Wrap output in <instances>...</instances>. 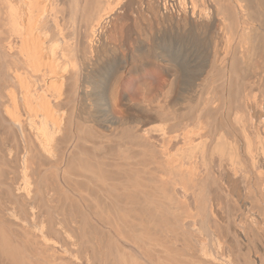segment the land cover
<instances>
[{
  "label": "bare ground",
  "instance_id": "bare-ground-1",
  "mask_svg": "<svg viewBox=\"0 0 264 264\" xmlns=\"http://www.w3.org/2000/svg\"><path fill=\"white\" fill-rule=\"evenodd\" d=\"M0 16V127L18 135L8 133L18 137L17 143L11 139L14 145L7 133H0L1 162L14 168L5 184L29 210H16L11 203H16L15 193L16 200L6 201L4 212L0 209V264L4 257L14 264H106L108 256L118 258L123 241L111 245L110 239L105 246L96 236L97 252L90 257L93 245L82 248L75 236L83 229L76 217L70 225L55 213V231H49L45 211L35 200L38 193L48 198L72 194L78 187L69 184L71 158L62 147L58 150L67 126L74 143H64L72 146V161L85 158L73 174L85 188L103 195H98L101 205V197L126 193L135 208L177 207L170 210L175 214L171 226L151 221L161 238L175 244L166 241L169 245L158 251L168 254L170 245L176 247L168 257L157 252L160 259L154 254L158 248L150 249L153 264H241L233 234L247 243L257 237V264H264L258 256H264V216L257 212L264 207V0H0ZM130 42L135 49L126 56ZM148 70L159 77L158 88L144 76ZM69 73L78 96L73 121L80 119L101 133V140L86 136L84 125H72L66 117ZM129 76L142 98L122 90V80ZM85 141H92L91 146ZM92 165L111 175L98 174ZM162 193L174 196V203H164ZM45 198L48 208L59 206L56 200L50 204L55 196ZM8 221L13 226L17 221L23 234H17L18 226L14 232ZM66 222L80 231L65 230ZM62 236L74 250L63 244ZM130 236L126 240L136 244L138 238L134 242ZM138 244L133 250L147 255L150 243Z\"/></svg>",
  "mask_w": 264,
  "mask_h": 264
},
{
  "label": "rangeland",
  "instance_id": "rangeland-1",
  "mask_svg": "<svg viewBox=\"0 0 264 264\" xmlns=\"http://www.w3.org/2000/svg\"><path fill=\"white\" fill-rule=\"evenodd\" d=\"M1 17V16H0ZM0 21H1V19H0ZM133 45V46H132ZM128 46V47H127ZM133 47V48H132ZM135 49V44L133 43V42H130V43H128L127 45H126V47H125V51L128 53V54H126V56L128 55L129 56V54L131 53V51L132 50H134ZM129 50V51H128ZM155 73V71H151V70H148V71H146L144 74V76L147 78V79H149V82H150V85L153 87V88H158L159 86H160V79H159V77H157L156 76V74H154ZM67 83H66V85H65V91H67V98L65 99V101L66 100H70L69 102L67 101L66 103H65V105L63 106V108L65 107V110H66V113L68 114V116L66 115V117H68L70 120H68L69 121V123L71 122V119H72V125H78V123L81 125V126H83L84 125V127H82L81 128V130L83 131V133L86 135V136H88V137H90V138H95V140H101V139H103V137H102V135H101V133H99V132H96V131H94V130H91L90 128H88L85 124H83V122L80 120V119H76V121L74 122L73 121V119H75L74 117V115H75V113L74 112H76V109H75V107H76V103H77V98H78V96L77 95H74V93H73V88H72V83H74V76H73V73H69L68 75H67ZM122 90L124 91V92H126L127 94H129L130 96H132L134 99H137V98H142L143 96H144V94L143 93H141V91H139L138 89H137V85H136V83H135V78L134 77H131V76H129V77H126V78H124L123 80H122ZM143 92V91H142ZM73 100V101H72ZM71 105H72V108H71ZM74 106V107H73ZM68 111H70L69 113H68ZM73 111V112H72ZM117 112L116 113H118L119 114V112H120V110H116ZM71 113H72V115H71ZM67 118V119H68ZM0 119H1V116H0ZM79 121H81V122H79ZM77 122V123H76ZM75 123V124H74ZM71 124H69L70 126H71ZM2 127V128H1ZM1 127H0V129H2V130H0V133L2 134V133H9V134H13V135H16L17 133L16 132H14L13 133V130H12V132H11V130H9V128L7 127V126H5V128L7 127L8 129L7 130H9L8 132H7V130L1 125ZM69 126H67V132L66 133H64V136H65V134H67L65 137L62 135L61 137H59V138H61V141L59 142L58 141V144L59 143H61L62 144V146L61 145H58V147L60 146V147H62L61 149H60V147L58 148V150L60 151H62V152H67L66 154H68V159L69 158H71V166L73 165L74 167H75V171H73L74 170V167L71 169V167H70V171L72 172L71 173V175L73 176L72 178H71V180L70 181H72V182H69V184L71 185V186H73V187H76V186H78V187H76L75 188V191L71 194V193H68V195L67 194H63V193H56V194H58L57 196H56V194H52V195H49V197L48 196H46V197H48V198H45V195L44 194H41V193H38L39 194V196H38V194L36 195V201H37V204L39 205H41V207H40V205L38 206L39 207V209L40 210H44L43 212L46 214V216H47V220H48V222L50 223V225H48V226H50V227H48V229H50L49 231H51V232H53V231H55V229H53L54 227H55V225L57 224V218H56V216L57 217H59V219L61 218V216L60 215H62V218L60 219V220H62L63 222H64V220L65 221H67L69 224H70V222H72L73 220H74V218L76 217V219L74 220L76 223H77V225L78 224H81L82 225V227H83V229H82V233L81 232H77V235L75 234V236L76 237H78V239H80L81 240V242L83 243V241H84V239H85V241H84V243L82 244L81 243V247L82 248H89V245H90V248H91V246L93 245V244H95V241L96 240H100L99 242L101 243V244H104L105 245V243L106 244H108L109 245V242H108V240H110L111 239V242H110V244L111 245H115V244H118L117 243V241L120 243L121 241H123L124 242V240H125V242L123 243V242H121L120 244H122L121 245V251H120V249L119 250H117L118 251V258H117V260L115 261L113 258H111V257H109L108 256V260L110 261H106L108 264L110 263V264H112V262H113V264H119V263H121V264H126V263H128V264H132V261H133V258H134V263L135 264H153V260L151 261L150 260V258H153V253H152V255H151V252L149 253V251H150V249H153V248H158L157 249V251L155 250L154 251V254H155V252L157 253H159V254H162V253H160V251H158L159 249H161V250H163L164 248H166L165 246H168L169 245V243L170 244H173L172 243V241H170V240H166L165 239V236H164V239L163 238H161V235H160V233L155 229V227H154V224H152V222H154V223H162V224H164L165 226H171L172 224H173V220L171 219V218H173L174 217V215L173 214H171L170 213V210H171V208H172V210L174 209V211H175V209L177 208V207H174V196H172V195H170V196H172V197H169V196H167L168 195V193H170V194H172V192H168L167 193V195H166V193H162L161 195H160V197L159 198H161V196H163L164 197V195L163 194H165V198H161V200H163V201H166V202H164V203H166V204H170L171 205V203L170 202H173L172 204H173V206L171 205V207H168V208H170V209H168L167 207H153V209L152 210H154L155 212L154 213H152L153 211L152 210H150L149 208L150 207H142V209H139V207H136L135 208V205L134 204H130V200H131V197H129L130 195L129 194H126V193H123V194H117V195H115L114 196V198L113 199H115V200H113V199H107V197L105 198V196L102 198L101 197V200L103 199V203H104V205H103V203H102V205H101V201L99 200V198H98V195H99V197L100 196H103L102 194H100L99 192H97V195H95L96 193L95 192H93L91 189H87V188H85L84 186L86 185V183H82V181H80V180H78L75 176H74V172H76V171H78V170H80V169H82V167H83V165H84V162H83V160L85 159L84 157H82V159L83 160H80L78 157L80 156H76L77 157V159L79 160V161H75V160H77L75 157H74V159L75 160H73L72 161V154L70 153V151H71V145L74 143V142H72L71 141V136H72V128L70 129V128H68ZM72 127V126H71ZM79 127V126H78ZM3 129H5V131L3 130ZM0 134V135H1ZM8 134V135H9ZM16 136H18V135H16ZM99 136H101L100 138H99ZM9 139H10V141H11V139H12V141H14L15 143H17V138L18 137H14V136H12V135H9ZM12 137H14V139L12 138ZM15 138H16V140H15ZM58 138V139H59ZM62 138H67L66 140H64V141H62ZM11 141V142H12ZM66 141H68L69 142V144H70V142H72L71 143V145H69L68 146V142H67V144L66 143H64V142H66ZM63 142V143H62ZM86 143H88L87 144V146H91V142L92 141H85ZM0 143H1V140H0ZM13 143V142H12ZM15 143H13L14 145H15ZM90 143V144H89ZM65 144L67 145V147L65 146ZM1 144H0V153H1V155H0V180H1V183H0V193L2 194L1 196H0V209H3V211L2 210H0V211H2V212H4V207H3V204H4V206H5V204L7 203L6 201H12V199H14V200H16L15 199V197L17 198V200H16V203H15V201L13 202H11V203H13L14 204V206H15V208H16V210H17V208L18 209H21L20 211H24V214H27V212H29V210H28V207H27V204H25V201L20 197V195H19V193H17L15 190H13V189H11L10 187H9V184H5V182L7 183V182H9V176L11 175V173L12 172H10L9 170H14V168L8 163V162H6V163H3V162H1V156H3L4 155V152H3V149H1ZM68 147H70L71 149H69V151H68ZM67 148V149H66ZM64 149V150H63ZM106 150V149H105ZM3 154V155H2ZM74 161H75V163H74ZM81 161L83 162V163H81ZM76 162H77V164H76ZM78 162H80V164L78 165ZM45 163H47V161H45ZM3 164H4V166H3ZM76 164V165H75ZM81 164H83L82 166H80ZM78 165V166H77ZM9 168H8V167ZM69 166H70V164H69ZM93 166V165H92ZM7 167V168H6ZM12 167V169H10ZM94 167V169L96 170V172L98 173V174H104V175H111L110 173H109V170L108 169H105V170H107V171H105V170H103V169H100V168H98V167H96V166H93ZM97 169H96V168ZM102 171V173H100L99 171ZM9 171V172H8ZM104 171V172H103ZM105 173H109V174H105ZM9 175V176H8ZM8 179V180H7ZM74 179V180H73ZM74 182H76L75 184H76V186L75 185H73L74 184ZM80 183H82V185H80ZM85 184V185H84ZM4 185H5V187H4ZM80 185V186H79ZM81 187V188H80ZM6 188L9 190V193H8V195L6 196V194H7V192H8V190H6ZM78 188H80V189H78ZM2 190V191H1ZM86 190H88V191H86L87 192V197L86 198H89V200H87L86 198V200L89 202L90 201V203L86 206V204L88 203H86L85 204V206H83L84 204L83 203H85L86 202V200L84 199V197H85V195L84 196H82L83 195V193L84 194H86V192L85 191ZM4 191V192H3ZM13 191V192H12ZM15 191V192H14ZM79 191L82 193V195L79 193ZM79 193L80 195L79 196H81V198L82 199H84V200H80V198H79V196H77V193ZM91 192H93L92 194H89V193H91ZM259 192H261V190L259 191ZM13 193H15V197L14 196H12V194ZM10 194V195H9ZM63 194V195H62ZM72 195V196H70V195ZM89 194V195H88ZM260 194V193H259ZM262 194V193H261ZM5 195V196H4ZM42 195V196H41ZM121 196V199H120V196ZM5 197V199L6 198H8V196H9V200H5L4 202H3V200H4V197ZM37 196L39 197L38 198V200H37ZM50 196H52V198H54V196H55V198L53 199V201L51 202L50 201V204H52V205H54V204H56L55 203V200H56V202H57V206L58 207H56V205H55V208L52 206V208H50V206H49V208H48V205H46L45 204V201H44V198L45 199H47V200H52V198L50 197ZM70 196V197H69ZM73 196H74V199H73V201H71V199L73 198ZM96 196H97V198H96ZM118 196H119V198H118ZM124 196V197H123ZM69 197V198H68ZM254 196L251 194L250 195V199L251 200H253L252 198H253ZM2 198V199H1ZM63 198V199H62ZM71 198V199H70ZM167 198V199H166ZM169 198L171 199L172 198V200L170 201L169 200ZM18 199H20V200H18ZM22 199V200H21ZM58 199V200H57ZM68 199H70V201L68 200ZM104 199H106L105 201H104ZM40 200V201H39ZM47 200H46V203H47ZM68 200V201H67ZM82 202H80V201ZM98 200V201H97ZM125 200V201H124ZM1 201H2V204H1ZM17 201H20L21 203H22V205H24V206H21V205H19L20 203H18L17 204ZM24 201V202H23ZM42 201H44V202H42ZM85 201V202H84ZM109 202L111 205L110 206H113V207H110L109 206V203H108V205L106 204L107 202ZM120 201H123V203H120ZM168 201V202H167ZM39 202V203H38ZM42 202V203H41ZM54 202V203H53ZM97 202H100V203H97ZM115 203V204H112V203ZM129 202V203H128ZM24 203V204H23ZM92 203V205L93 206H90V204ZM48 204V203H47ZM83 204V205H82ZM126 204V205H125ZM62 205V206H61ZM82 205V206H81ZM105 205H107V207L105 206ZM130 205V206H129ZM64 206V207H63ZM90 206V207H89ZM147 206V205H146ZM149 206V205H148ZM152 206H154L153 204L151 205V208H152ZM6 207V206H5ZM164 209V208H166L167 210H168V212H167V210L166 209H164V210H160L159 212H158V210L159 209ZM236 208V207H235ZM259 208V209H258ZM262 210H261V209ZM58 209V210H57ZM156 209H158V210H156ZM60 210V211H59ZM142 210H143V212H142ZM146 210V211H145ZM150 210V211H149ZM172 210H171V212H172ZM18 211V210H17ZM19 211V212H20ZM48 211V212H47ZM52 211V212H51ZM62 211H63V213H62ZM65 211V212H64ZM163 211H165V213H166V215L164 216H162V212ZM177 211V210H176ZM49 212H50V214H52L53 215V217H52V215H50L49 214ZM145 212V213H144ZM257 212L258 213H261V212H263V213H261V215H263L264 216V207H257ZM22 215H24L23 214V212H20ZM48 213V214H47ZM56 213V214H55ZM66 213V214H65ZM164 213V212H163ZM175 213H177V212H175ZM2 215H4L3 213H1ZM1 214H0V217H2L1 216ZM56 216H55V215ZM117 214V215H116ZM133 214V215H132ZM169 214H171L172 216H170ZM66 215V216H65ZM77 216H78V218H77ZM118 216V217H117ZM119 216H120V218H119ZM123 216V217H122ZM132 216L133 218L135 217V218H139V219H141V221H142V219L145 221V220H150V222L149 221H145V222H143V224L142 225H140L142 222L140 221V220H137V219H132V217L130 218V217ZM67 217V218H66ZM69 217H70V219H69ZM74 217V218H73ZM124 217H128V218H130L131 220H128V218H124ZM155 217V218H154ZM170 219H169V218ZM51 218V219H50ZM64 218V219H63ZM87 218H89V219H87ZM117 218H118V220H117ZM149 218V219H148ZM152 218V219H151ZM168 218V219H167ZM79 219V220H78ZM80 219H81V221H80ZM92 219V221H90ZM116 219V220H115ZM122 219V220H121ZM164 219H166L165 221L166 222H164L163 223V220ZM10 221H12L11 219H9ZM50 220V221H49ZM76 220H78V221H76ZM127 220L130 222H132V226H130L129 224L127 225ZM135 220V222H133V221ZM170 220V221H169ZM172 220V221H171ZM245 220H247L246 218H245ZM10 221H8V222H10ZM14 221V220H13ZM80 221V222H79ZM90 221V222H89ZM109 221V222H108ZM113 221H114V223H113ZM152 221V222H151ZM17 224H18V222L17 221H15ZM48 222H47V224H48ZM66 222V224L68 225V226H66V224H64V229L66 230V229H68L69 227L72 229L73 227H71V226H69V224ZM110 222H112V223H110ZM128 222V223H129ZM130 222V223H131ZM15 223V228H14V226H13V224H14V222H10V224L12 225H10L11 226V228H12V230L15 232V230H16V226H18L17 227V230H16V232L18 231V230H20V229H22V228H20L19 227V225H17ZM112 225V227L110 226V224ZM136 225H135V224ZM137 223H139V225L137 224ZM168 223V224H167ZM247 223H248V221H247ZM54 224V226H52ZM109 224V226H107ZM115 224V225H114ZM121 224L122 225H124V227L123 226H121ZM134 224V225H133ZM153 225V227H152V225ZM167 224V225H166ZM171 224V225H170ZM248 224H250V223H248ZM71 225V224H70ZM80 225V226H81ZM85 225V226H84ZM106 225V226H105ZM114 225V226H113ZM52 226V227H51ZM135 226H138V229H139V231L137 232L136 230H137V227H135ZM144 226H147L148 227V229L147 230H149V232H151V236L149 235V232L146 234V232H147V230L145 229V227ZM65 227H67V228H65ZM78 227H79V225H78ZM82 227H80V228H82ZM127 227V228H126ZM146 227V228H147ZM20 228V229H19ZM93 228H96V229H94L93 230ZM121 228V229H120ZM123 228V229H122ZM144 230H146L145 232L143 231V229ZM52 229H53V231H52ZM76 229L77 228H73V230L72 231H74L75 230V232L74 233H76ZM123 230V232L125 231L124 229H128L131 233H128V234H131V236L130 235H128L127 234V232H129L128 230L127 231H125L124 233L122 232L121 233V231ZM136 229V230H135ZM69 230V229H68ZM78 231H80V229L78 228L77 229ZM94 231V233H93V231ZM112 230H117L118 232H116L118 235H119V238H117L118 236H117V234L114 232V231H112ZM141 230H142V232H143V234L141 233L140 234V236H139V238H141V239H139L138 237H137V235H139L138 233H140L141 232ZM151 230V231H150ZM20 231H22V230H20ZM20 231H18L17 232V234L20 232ZM70 232H71V230H70ZM110 233V235L111 236H109V235H107V233ZM20 233H22V232H20ZM96 233V234H95ZM101 233V234H100ZM104 233H106L105 235V238L103 237V242H102V238H101V236H103L104 235ZM112 233L115 235L116 234V236H114V235H112ZM133 233V234H132ZM144 233H145V236H147L148 237V239H150V240H144V238H147V237H145L144 236ZM155 233V234H154ZM16 234V233H15ZM23 234V233H22ZM91 234V235H90ZM120 234H127L128 236H130L129 238H131V239H133L134 240V242H135V240H137V238H138V242L136 243V244H134L133 242H132V240H131V242H129L128 240H126V239H128L127 237V235H124L126 238H124V237H122V235H121V237H120ZM134 234H135V236H134ZM157 234V235H156ZM19 235H21V234H19ZM62 235V234H61ZM142 235V236H141ZM158 235H160V237L158 236ZM170 235H171V237H173V232H171L170 233ZM236 238L238 237V235L236 234H233ZM96 236V237H95ZM97 236H98V239H96L97 238ZM109 236V237H108ZM133 236H134V238H133ZM144 236V237H143ZM156 237V238H158V239H156L155 238V240L154 239H152L151 237ZM233 236V238H232V240H233V242L234 241H236V245H237V247H238V249H239V257L237 258V260L241 263V264H257V237H255V239H253V240H251V242L253 241V243H247V242H245L246 244H244V242L242 241L243 239L241 238V237H239L238 239H236L235 237ZM61 237V236H60ZM63 237H65V236H62V241L63 240H66V243H68V242H70V241H68V239L66 238H63ZM82 239H81V238ZM90 237V238H89ZM94 237H95V241L94 242H92L93 240H94ZM115 237V238H114ZM163 237V236H162ZM84 238V239H83ZM88 238V239H87ZM100 238V239H99ZM107 238V239H106ZM121 238H122V240H121ZM124 238V239H123ZM142 238H143V242L145 243V246L147 245L148 246V244H149V246L148 247H150V248H148L147 246V251H148V253L150 254H148L147 253V255L146 254H139L140 252H137V250L135 251V250H133V249H136V245L138 244V245H141L142 246V244H144V243H142L141 241H142ZM159 238H160V240H159ZM104 239H105V241H104ZM152 239V240H151ZM162 239V240H161ZM89 240H90V243H89ZM120 240V241H119ZM139 240H141V241H139ZM68 241V242H67ZM147 241H149L148 242V244H146V242ZM165 241V242H164ZM166 241H170L169 243H167ZM238 241V242H237ZM255 241V242H254ZM64 243L63 244H66L65 243V241H63ZM108 242V243H107ZM126 242H129V244L128 243H126ZM89 243V244H88ZM92 243V244H91ZM133 245H131V244ZM88 244V245H87ZM123 244H127L126 245V247L125 246H123ZM168 244V245H167ZM51 245V244H50ZM49 244H48V246L51 248V246H50ZM67 245V244H66ZM65 245V246H66ZM130 245V246H129ZM68 246H70V247H68ZM106 246V245H105ZM135 246V247H134ZM159 246H164V247H159ZM173 246H175V244H173ZM173 246H171L170 245V247H172L171 249V251L173 252H169L168 254L166 253V256L168 255H170V254H174V252L176 251V247H173ZM67 247L70 249V248H72L71 247V245H67ZM81 247H79V250H81L82 248ZM94 247V249H92ZM93 247L91 248V249H88L89 250V255H90V257H92V256H95V254H96V245H93ZM124 247L125 248H127L128 250L129 249H131V252H132V254L134 255V254H136V253H134V252H137V254H136V256L134 255H132V254H126V252H125V249H124ZM137 248H138V246H137ZM149 249V250H148ZM72 250H74L73 248H72ZM95 251V253L93 254V252ZM82 252L83 251H81V255H82ZM90 252H92V254H90ZM121 252V253H120ZM163 252V251H162ZM120 253V254H119ZM157 253V255H156V257H157V259H160L161 258V256H163L164 254H162L161 256L159 255ZM80 254V253H79ZM139 254V255H138ZM259 254V253H258ZM83 255H84V252H83ZM82 255V256H83ZM128 255H131V256H128ZM137 255H138V257H137ZM240 255H241V257H240ZM148 256H151V257H148ZM165 256V257H166ZM167 256V257H168ZM260 258H259V261H261V263H263L264 262V256L262 255L261 256V254L260 255H258ZM133 257V258H132ZM141 258V260L143 261V258L142 257H144V261L146 260L147 262H145L144 263V261L142 262L141 260H140V258ZM145 257H146V259H145ZM160 257V258H159ZM164 257V258H165ZM166 257V258H167ZM262 257V258H261ZM5 258V260H3L4 262H3V264L5 263V264H14L16 261H14V263H12L13 262V259H10V260H8L9 258H11V257H8V259H7V257H4ZM93 258V257H92ZM127 258V259H126ZM137 258H139V259H137ZM137 259V261L138 262H136L135 260ZM162 259H163V257H162ZM112 260V261H111ZM132 260V261H131ZM165 259H163V261H164ZM12 261V262H11ZM40 262H43V261H41V260H39ZM126 261H128V262H126ZM150 263H149V262ZM162 261V260H161ZM162 261V262H163ZM18 262V261H17ZM39 262V264H41ZM115 262V263H114ZM122 262H124V263H122ZM126 262V263H125ZM106 263V264H107ZM18 264V263H17ZM19 264H21V263H19ZM44 264V263H43ZM165 264V263H164ZM218 264V263H217Z\"/></svg>",
  "mask_w": 264,
  "mask_h": 264
}]
</instances>
